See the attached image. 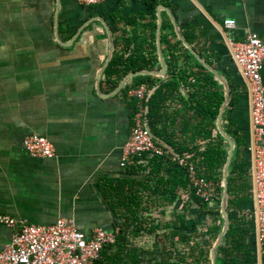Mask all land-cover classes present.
Instances as JSON below:
<instances>
[{
  "label": "crops",
  "instance_id": "crops-1",
  "mask_svg": "<svg viewBox=\"0 0 264 264\" xmlns=\"http://www.w3.org/2000/svg\"><path fill=\"white\" fill-rule=\"evenodd\" d=\"M147 1L105 0L89 6L79 0H0V216L7 214L44 225L66 218L90 235L99 228L115 231L119 218L106 183L144 177L132 176L122 166L139 104L126 87L136 77L122 87L124 77L112 89L116 78L108 80L105 71L117 50L120 32L114 33L116 26L133 36L134 27L124 23L131 20L140 24L137 35L145 33L142 24L151 19ZM157 2V27L161 6L162 24L168 25V31L171 25L178 39L179 31L196 53L180 39L193 55L182 63L194 71L208 70L223 88L224 102L219 111L223 109L222 126L230 137L226 127L246 141L253 186L251 96L231 43H243L253 33L264 42V0ZM144 17L146 21L141 19ZM226 19H234L235 26H226ZM132 51L133 45L126 55ZM163 56L166 62L164 52ZM158 59L159 67L153 71L162 69L159 53ZM151 74L157 84L171 77L167 62L164 74ZM262 76L264 83V69ZM202 91L181 83L157 112L156 128L173 142L186 139L199 119L185 101L194 93L195 102ZM216 92L215 87L208 89L211 95ZM218 116L214 135L219 132ZM32 134L42 135L53 144L52 158L29 154L24 140ZM179 196L172 205L154 207L150 214L164 222L172 213L182 212L187 195L182 191ZM255 207L253 194L250 209L255 245L248 261L264 264ZM160 211L162 216H158ZM19 228L0 219V249L11 244ZM154 241L147 235L132 239L131 244L150 249Z\"/></svg>",
  "mask_w": 264,
  "mask_h": 264
},
{
  "label": "trees",
  "instance_id": "trees-1",
  "mask_svg": "<svg viewBox=\"0 0 264 264\" xmlns=\"http://www.w3.org/2000/svg\"><path fill=\"white\" fill-rule=\"evenodd\" d=\"M147 15L142 24V35H137L139 23L128 20L124 23L134 27L131 36L127 29L116 26L117 35L114 56L105 71L108 80L115 77L112 89L128 74L151 71L159 67L155 32L157 28V0H148ZM118 27V28H117ZM160 26L161 46L166 55L170 78L158 81L154 75H139L126 87V92L147 86L155 92L147 99L146 116L148 125L155 135L164 138L178 157L186 158L194 166L197 177L214 184L211 200H205L197 193V187L190 177L189 167L180 165L174 156L144 154L133 158L127 166L130 175L144 177L142 180L128 178L106 183L107 195L114 204L119 222L113 232L115 242L104 246L101 256L94 264H211L210 250L220 233L224 219L221 215L223 194V171L225 170L230 143L216 129V119L224 102L223 88L214 80L208 70L194 71L182 60L193 55L184 47L171 28ZM133 45V51L126 53ZM185 51V55H183ZM182 52V53H181ZM204 69L203 65H197ZM181 83L195 89L205 90L194 102V93L185 102H190L189 111H196L199 122L186 139L173 142L156 128L155 116ZM206 84V85H205ZM215 87V94L208 89ZM139 102V101H138ZM194 103L196 107L194 106ZM227 132L236 140V150L228 176L229 227L223 242L218 246L217 264H249L255 239L252 237L255 222L252 215L253 186L250 152L245 140ZM187 195L182 212H174L162 222L150 211L160 205H172L180 199L181 192ZM250 205L251 207H247ZM163 211L158 214L162 216ZM153 236L150 249L131 244V240Z\"/></svg>",
  "mask_w": 264,
  "mask_h": 264
},
{
  "label": "built area",
  "instance_id": "built-area-1",
  "mask_svg": "<svg viewBox=\"0 0 264 264\" xmlns=\"http://www.w3.org/2000/svg\"><path fill=\"white\" fill-rule=\"evenodd\" d=\"M105 0H79L96 6ZM228 27L235 26L234 19L224 21ZM233 55L246 79L252 104L254 125V171L253 194L258 241L264 253V42L257 34H250L243 43H231ZM132 95L139 101L135 125L123 151L122 166L127 167L133 158L144 154L164 155L168 150L156 142L148 129V108L145 103L151 91L145 85L133 90ZM24 146L35 158L54 156L53 144L44 136L32 134L24 140ZM172 155V154H171ZM174 156V155H173ZM180 165L189 167L190 177L197 187V193L205 200H211L214 184L197 177L194 166L186 158L174 156ZM0 219L13 226H20L10 245L0 249V264H94L100 258L104 246L115 242L113 232L99 228L92 235L81 230L73 221L61 218L53 224L44 225L19 221L11 215Z\"/></svg>",
  "mask_w": 264,
  "mask_h": 264
},
{
  "label": "water",
  "instance_id": "water-1",
  "mask_svg": "<svg viewBox=\"0 0 264 264\" xmlns=\"http://www.w3.org/2000/svg\"><path fill=\"white\" fill-rule=\"evenodd\" d=\"M162 7H158V27L156 29V43H157V48H158V53H159V58L162 64V69L158 70V71H141V72H137V73H132L130 75H127L125 77V79L122 81V87L126 84V82H128L129 80H131L134 77H137L139 75H144V74H151V73H157V74H164L166 71V62L163 56V51H162V46H161V38H160V26L162 24V20H161V15H160V9ZM178 35L180 37V39L185 43V45L187 47H189L191 49V51L195 53V51L190 47V45L186 42V40L183 38V36L180 34V32L178 31ZM112 38V43L114 45V41H113V36L111 35ZM121 87V88H122ZM222 112L223 109L221 110V113L218 116V130L220 132V134L226 139V141L228 143H230V151H229V157H228V161L225 167V170L223 171V194H222V201H221V215L224 219L223 222V226L222 229L220 231V233L218 234L214 244L211 247L210 250V259H211V264H217L216 263V256H217V249L218 246L223 242L224 240V236L228 230L229 227V216H228V212H227V205H228V176H229V169L231 167L232 161H233V157L235 154V150H236V141L234 140V138L230 137L224 130L223 126H222ZM148 129L151 133V136H153V138L155 139L156 142L160 143L161 145H163L165 147L166 150L169 151L170 154L174 155V156H178L175 152L174 149L172 147H170L168 145V143L164 142L163 140H161L159 137H157L154 133V131L150 128V126L148 125Z\"/></svg>",
  "mask_w": 264,
  "mask_h": 264
}]
</instances>
